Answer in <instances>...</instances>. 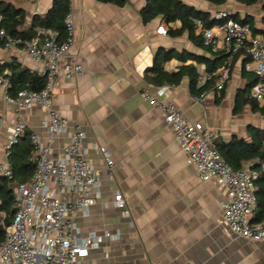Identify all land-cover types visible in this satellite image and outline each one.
<instances>
[{
	"label": "crops",
	"instance_id": "obj_1",
	"mask_svg": "<svg viewBox=\"0 0 264 264\" xmlns=\"http://www.w3.org/2000/svg\"><path fill=\"white\" fill-rule=\"evenodd\" d=\"M1 1L26 13L21 28L25 30L35 16L47 14L54 0ZM147 1L127 0L125 6L117 7L96 0H67L74 15L76 36L66 62L81 64L84 73L72 79L59 77L53 102L59 115L69 122V128L50 147L55 157L60 156L76 130L85 133L87 158L99 172V197L96 205L86 215L75 217L74 222L83 238L106 233L113 236L92 249L81 264H264V241L238 239L220 225L224 191L216 180H200L196 170L187 164L161 113L142 98L144 91L154 94L158 88L150 82L152 76L148 72L160 50L188 52L215 61L219 75L226 57L195 46L187 35L171 38L168 29H180V22L168 24L157 18L144 24L141 12ZM181 1L210 14L211 20L222 11H229L240 20L250 18L255 28L262 31L259 35H264V0L252 5L228 0L224 6L204 0ZM253 9L260 11L259 21ZM12 59L32 72L41 71L42 65L16 56L6 46L0 47V62ZM247 59L244 53L238 55L223 95L212 89L201 102H196L185 78L179 85H166L163 100L174 104L191 123L211 129L214 142L238 139L249 143L250 128L264 131V115L249 104L241 105V96H245L248 87L242 74ZM182 66L173 60L164 69L173 73ZM198 69L205 72L204 65ZM0 120L5 126L13 121L27 125L28 131L15 150L31 146V133L49 145L43 127L46 116L40 107L18 110L0 97ZM5 126L0 131V165H9ZM99 148L110 153L115 164L113 171ZM244 168L251 169V164H244ZM117 193L126 198L130 217L114 207Z\"/></svg>",
	"mask_w": 264,
	"mask_h": 264
},
{
	"label": "built area",
	"instance_id": "obj_2",
	"mask_svg": "<svg viewBox=\"0 0 264 264\" xmlns=\"http://www.w3.org/2000/svg\"><path fill=\"white\" fill-rule=\"evenodd\" d=\"M232 15L228 11L216 13L213 20L217 24L211 29L197 22V35L205 48L226 57L220 87L229 77L235 58L241 53L248 57L245 71L257 76L259 81L250 89L247 97L264 107V35L253 34L250 25L235 21ZM64 27L63 41L59 40L57 32L45 29H38L35 37L25 42L14 41L0 31L5 46L16 56L42 65L39 75L45 79V87L40 93L23 90L9 94L10 80L2 76L0 97L18 110L40 107L46 116L43 127L49 140V145H46L37 134L29 135L36 173L30 182L14 187L15 214L6 238L0 244V264H81L92 249L98 248L104 239L113 237L106 233L83 238L74 222L78 215H86L99 197V172L87 158L83 146L85 133L76 130L60 156L55 157L50 147L69 128V122L59 115L53 102L59 77L72 79L84 73L81 64L66 62L76 36L71 9L65 17ZM199 72V84L203 85L210 80V76L204 71ZM166 91L165 86L158 87L154 94L146 90L142 98L161 113L166 126L179 143L187 164L196 170L200 180H216L224 191L226 200L222 206L220 225L238 239L263 242L264 223L252 224L257 210L255 181L259 173L245 168L235 171L229 166L213 146V131L200 123H191L174 104L164 101ZM194 99L196 102L202 101V98ZM4 126L5 122L0 120V131ZM5 129V153L9 157L28 127L24 122L13 121ZM99 151L109 170L113 171L115 164L110 153L104 148H99ZM0 176L12 177L9 165H0ZM114 207L130 217L122 193L115 196ZM105 258L108 259L107 254Z\"/></svg>",
	"mask_w": 264,
	"mask_h": 264
},
{
	"label": "trees",
	"instance_id": "obj_3",
	"mask_svg": "<svg viewBox=\"0 0 264 264\" xmlns=\"http://www.w3.org/2000/svg\"><path fill=\"white\" fill-rule=\"evenodd\" d=\"M96 1L112 4L117 7H123L127 3V0ZM204 1L215 6H224L228 0ZM240 2L245 5H252L256 3L257 0H240ZM68 11L69 4L67 0H54L52 7L45 16H35L31 26L28 29L23 30L21 28L24 25L26 13L22 9H18L12 4L0 0V31H4L6 37H9L14 41L25 42L33 39L38 29H45L57 32L59 34V40L63 41L65 39L64 20ZM141 17L144 24H148L157 18H161L168 24L180 22V29H168L167 34L171 38H179L183 35H187L189 40L195 46L204 48L208 52L210 51L203 46L202 40L200 36L197 35L196 29L197 22H201L206 29H211L217 24V22L211 20L210 14L200 12L181 0H148L145 8L141 12ZM232 18L241 24L250 25L253 34L259 35L262 33V31L255 28L252 19L246 18L240 20L234 15H232ZM4 46L5 40L0 38V47ZM173 60L181 62L183 66L180 67L177 72H166L164 65ZM188 62H192L193 64L186 65ZM199 65H204L205 74L210 76V80L203 85L199 84V78L201 75L198 69ZM218 70L219 64L215 61L209 62L203 57H198L188 52L177 53L171 50H160L156 56L154 65L149 70L148 74H151L152 76L150 82L157 87L166 85L176 86L187 78L189 80L190 94L195 98H202L205 93L212 89H216V91L223 95L227 81L224 82L222 87H220L221 75L218 74ZM242 74L248 81V87L244 93L245 96H241L243 98L241 105L249 104L254 110H257L264 115V107H260L256 102L247 97L250 89L258 82V79H255L253 75L246 73L244 66ZM2 76H6L10 80L9 94H15L23 90L32 93H40L45 87L44 77L40 76L37 72L30 71L16 59H12L10 62H0V77ZM220 98H222V96ZM219 100H217V103H219ZM239 103L240 102L238 101L236 107L237 110L239 108ZM249 136L251 138V142L249 143L244 140L233 139L229 143L214 142L213 146L221 158L235 171L242 170L244 164L250 163L251 169L259 173V176L255 181L257 210L252 219V224L257 225L264 223V172L262 171L264 165V131L250 128ZM14 148L15 146L9 155V165L12 171V177L10 179L4 177L0 179V244H2L6 238L15 214L14 187L30 182L36 173V161L33 146L31 145L26 149L21 150H15Z\"/></svg>",
	"mask_w": 264,
	"mask_h": 264
},
{
	"label": "rangeland",
	"instance_id": "obj_4",
	"mask_svg": "<svg viewBox=\"0 0 264 264\" xmlns=\"http://www.w3.org/2000/svg\"><path fill=\"white\" fill-rule=\"evenodd\" d=\"M196 1V3H198V1L199 2H201V3H204V2H202V0H195ZM197 6H199V5H197ZM254 13H255V15H256V17H257V19H258V21H259V15H260V11L258 10V9H253L252 10ZM229 12V11H228ZM233 68V67H232ZM231 68V69H232ZM230 80V75H229V77L227 78V82Z\"/></svg>",
	"mask_w": 264,
	"mask_h": 264
}]
</instances>
